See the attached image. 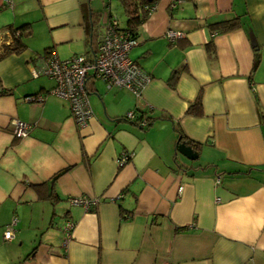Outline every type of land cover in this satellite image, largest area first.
Listing matches in <instances>:
<instances>
[{
  "label": "crops",
  "instance_id": "crops-1",
  "mask_svg": "<svg viewBox=\"0 0 264 264\" xmlns=\"http://www.w3.org/2000/svg\"><path fill=\"white\" fill-rule=\"evenodd\" d=\"M110 15L111 0H0V264H264V0H156L129 52L150 75L141 95L89 71L78 126L45 57H91Z\"/></svg>",
  "mask_w": 264,
  "mask_h": 264
},
{
  "label": "built area",
  "instance_id": "built-area-1",
  "mask_svg": "<svg viewBox=\"0 0 264 264\" xmlns=\"http://www.w3.org/2000/svg\"><path fill=\"white\" fill-rule=\"evenodd\" d=\"M181 34L180 31L173 29L166 31V37L170 39ZM136 44L137 39L132 38L128 31L119 29L116 16L110 15L105 32L100 37L95 53L91 58L82 54L73 55L67 59H60L55 54L45 57L42 72L54 80V86L49 92L68 101L71 115L78 126L86 125L91 117L86 87L89 71L102 79L107 87L126 88L136 97L141 95L142 90L150 80V75L129 55L130 49ZM125 117L132 119L134 117L133 110H129ZM12 123L17 136L22 137L27 134L28 123L19 119H14ZM146 123V119L142 117L140 124L145 125ZM129 156L130 153H122L118 159L119 164L126 162ZM219 181L220 176H217L216 182ZM181 189L182 186H178V190ZM70 202L87 208L90 204L95 203V200L89 201L84 197H72ZM14 223L15 221L12 220L11 224L4 230L3 239L9 240L14 236ZM72 226L71 221L65 223L66 237L70 236Z\"/></svg>",
  "mask_w": 264,
  "mask_h": 264
},
{
  "label": "trees",
  "instance_id": "trees-1",
  "mask_svg": "<svg viewBox=\"0 0 264 264\" xmlns=\"http://www.w3.org/2000/svg\"><path fill=\"white\" fill-rule=\"evenodd\" d=\"M120 5L123 9V14L125 17V27L120 28L121 30L128 31L132 38H136V28L137 26L149 15V13L153 10L156 0H118ZM239 22L237 20L223 22L220 24H217L214 26V28H217L220 32H227L229 30H232L233 28L237 27ZM30 25L29 24H22L21 26L13 29L15 30V36L13 37V40L6 44L3 51L5 54L11 53V52H19L24 48V43L21 39L22 35H28L29 34ZM137 39V38H136ZM99 39L97 40L96 44H98ZM206 49L208 51L213 50L212 42L207 43ZM93 50V48H92ZM95 49L92 51L91 57L94 55ZM88 56V58H91ZM258 56L254 58V64L253 67H256L258 63ZM177 78V71H173V74L170 78L173 81ZM172 84V83H171ZM187 113L200 115L201 114V107H200V100L199 97H197L194 101H192L187 110ZM178 136H177V149L181 143H186L182 139H184V134L178 129ZM188 143V142H187ZM186 143V144H187ZM200 141H193L190 142V145L193 146V149H197L200 146Z\"/></svg>",
  "mask_w": 264,
  "mask_h": 264
},
{
  "label": "water",
  "instance_id": "water-1",
  "mask_svg": "<svg viewBox=\"0 0 264 264\" xmlns=\"http://www.w3.org/2000/svg\"><path fill=\"white\" fill-rule=\"evenodd\" d=\"M251 44L252 46H256V40L251 34ZM178 151L185 156L188 159H194L196 158V152L192 150V148L189 145H186L185 143H181L178 147Z\"/></svg>",
  "mask_w": 264,
  "mask_h": 264
},
{
  "label": "rangeland",
  "instance_id": "rangeland-1",
  "mask_svg": "<svg viewBox=\"0 0 264 264\" xmlns=\"http://www.w3.org/2000/svg\"><path fill=\"white\" fill-rule=\"evenodd\" d=\"M103 10H105V8ZM111 12H113L119 18L120 25H123L125 23L123 9L118 0H111Z\"/></svg>",
  "mask_w": 264,
  "mask_h": 264
}]
</instances>
